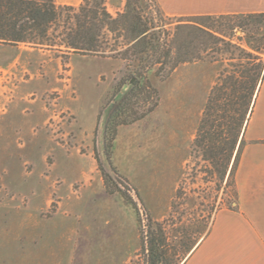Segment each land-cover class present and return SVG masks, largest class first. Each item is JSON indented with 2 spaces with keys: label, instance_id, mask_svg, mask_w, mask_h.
Instances as JSON below:
<instances>
[{
  "label": "rangeland",
  "instance_id": "1",
  "mask_svg": "<svg viewBox=\"0 0 264 264\" xmlns=\"http://www.w3.org/2000/svg\"><path fill=\"white\" fill-rule=\"evenodd\" d=\"M124 1L108 0L109 10L116 15ZM158 1L171 32L180 19L198 15L189 12L197 1L178 3L186 15L170 14L168 1ZM64 21L65 15L44 43L0 42V264H143L146 211L133 189L142 223L121 192L107 190L97 160L98 154L115 175L103 129L135 79L115 92L129 79L126 61L109 49L74 52L64 44ZM201 54L166 77L151 73L157 93L140 98L138 120L119 126L113 155L147 213L171 234L183 223L209 226L198 245L218 213L237 201L234 180L220 179L193 148L208 94L230 63L226 53Z\"/></svg>",
  "mask_w": 264,
  "mask_h": 264
},
{
  "label": "trees",
  "instance_id": "2",
  "mask_svg": "<svg viewBox=\"0 0 264 264\" xmlns=\"http://www.w3.org/2000/svg\"><path fill=\"white\" fill-rule=\"evenodd\" d=\"M163 14L158 0H125L116 15L109 10L108 0H82L78 5H59L55 0H0V42L44 43L50 29L65 15L64 44L68 48L83 54H103L109 49L126 61L129 79L115 92L123 91L131 79L135 81L114 101L103 129L105 159L115 175L105 169L98 154L97 160L107 190L121 192L142 223V207L130 193L133 189L146 211L147 223L140 225L139 232L143 264H185L209 226L193 228L183 223L171 234L163 221L147 213L139 192L113 162L119 126L140 118L134 108L140 98L156 95L151 73L166 77L178 65L201 59V52L226 53L229 66L208 94L193 148L211 162L220 179L229 174L235 182L247 123L264 81V11L192 15L186 21L180 19L173 32Z\"/></svg>",
  "mask_w": 264,
  "mask_h": 264
},
{
  "label": "crops",
  "instance_id": "3",
  "mask_svg": "<svg viewBox=\"0 0 264 264\" xmlns=\"http://www.w3.org/2000/svg\"><path fill=\"white\" fill-rule=\"evenodd\" d=\"M162 1H168L165 10L174 15L264 11L262 0H191L200 4L189 12L180 10L182 0ZM244 137L246 144L234 176L237 207L218 213L186 264H264V81Z\"/></svg>",
  "mask_w": 264,
  "mask_h": 264
}]
</instances>
